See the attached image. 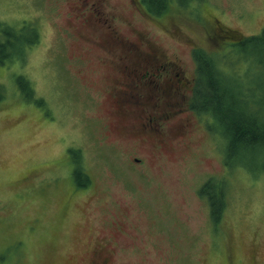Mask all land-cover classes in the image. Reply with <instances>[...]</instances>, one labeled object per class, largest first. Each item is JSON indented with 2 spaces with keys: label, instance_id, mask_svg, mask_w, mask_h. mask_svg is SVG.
Returning a JSON list of instances; mask_svg holds the SVG:
<instances>
[{
  "label": "rangeland",
  "instance_id": "1",
  "mask_svg": "<svg viewBox=\"0 0 264 264\" xmlns=\"http://www.w3.org/2000/svg\"><path fill=\"white\" fill-rule=\"evenodd\" d=\"M187 1L152 18L115 0L125 24L113 28L141 32L142 49L179 57L191 76L196 48L244 83L264 80L258 51L239 45L262 33L264 0ZM71 10L67 0H0V21L30 42L36 27L40 39L0 52V264H264L262 159L227 166L226 138L195 114L189 135L173 129L159 148L121 134L118 47L109 44L114 57L95 44ZM220 28L228 35L215 40ZM210 180L227 199L217 227L200 194Z\"/></svg>",
  "mask_w": 264,
  "mask_h": 264
},
{
  "label": "flooded vegetation",
  "instance_id": "2",
  "mask_svg": "<svg viewBox=\"0 0 264 264\" xmlns=\"http://www.w3.org/2000/svg\"><path fill=\"white\" fill-rule=\"evenodd\" d=\"M67 2L71 3V13L77 26L91 28V40L95 44H104L106 51L114 57L118 55L113 64L120 77L112 85L115 91L113 111L119 117L120 133L126 137L140 134L154 137L155 148L165 144L167 133L173 129L189 135L194 125L191 115L196 114L192 108L195 76L187 72V63L179 57H168L167 53L151 43L148 49H142L146 42L141 32L134 31L133 36H128L115 31L113 27L118 21L125 24L118 9L122 3L116 4L115 0ZM131 2L138 4L140 12L146 9L142 0ZM68 21L72 23L71 19ZM220 31L221 28L215 31V39ZM110 43L118 47L117 55L110 51ZM142 161L141 158H134L131 163ZM108 263L109 258L102 257L93 264Z\"/></svg>",
  "mask_w": 264,
  "mask_h": 264
},
{
  "label": "trees",
  "instance_id": "3",
  "mask_svg": "<svg viewBox=\"0 0 264 264\" xmlns=\"http://www.w3.org/2000/svg\"><path fill=\"white\" fill-rule=\"evenodd\" d=\"M177 2L185 7L187 4L190 5L187 0H144L143 3L148 14L164 15L175 11L173 3ZM31 29L32 35H36L32 42L23 38L7 23L0 21V52L2 49L16 48L23 53L26 48L37 44L40 40L39 34L34 27ZM239 45L244 49L253 46L254 51H258L257 56L264 68V29L261 34L246 37ZM196 56L197 58L199 56L201 63V74L198 78L194 106L213 120V123L207 120L208 128L226 138L227 146L224 150L226 165L230 166L234 160L241 157L248 164L252 160L262 159L264 165V80L254 84L244 83L225 70L220 58L214 54H206L199 50L196 51ZM12 60L11 57L10 61ZM2 97L0 94V102ZM255 163L257 167V161ZM78 170L80 171V168ZM83 177L85 181L81 186L85 187L90 180L87 175ZM213 183V180L208 181L200 193L211 201V219L217 227L222 220L227 199L223 189Z\"/></svg>",
  "mask_w": 264,
  "mask_h": 264
}]
</instances>
